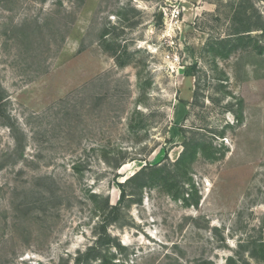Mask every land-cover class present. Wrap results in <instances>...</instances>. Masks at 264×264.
Wrapping results in <instances>:
<instances>
[{
	"label": "rangeland",
	"instance_id": "rangeland-1",
	"mask_svg": "<svg viewBox=\"0 0 264 264\" xmlns=\"http://www.w3.org/2000/svg\"><path fill=\"white\" fill-rule=\"evenodd\" d=\"M0 99V264H74L89 193L187 142L191 180L122 202L116 261L264 264V0H0Z\"/></svg>",
	"mask_w": 264,
	"mask_h": 264
},
{
	"label": "trees",
	"instance_id": "trees-1",
	"mask_svg": "<svg viewBox=\"0 0 264 264\" xmlns=\"http://www.w3.org/2000/svg\"><path fill=\"white\" fill-rule=\"evenodd\" d=\"M117 63L119 66H123V62ZM1 114L2 111L0 106V115ZM197 149V144L187 142L180 156L173 163L174 169L172 171H168L166 166L147 165L129 177L125 182L119 183L117 186L120 191V199L117 205H111L108 197H103L96 193H89L88 198L94 204L93 211L94 213L99 214L102 220L95 228V242H93V245L89 246L84 253L78 254L75 258L74 264H121L120 261H116V254L118 252L122 254L126 247L122 246L115 238L109 235L108 227L119 224V221L122 218V202H132L129 195H139L148 187H158L168 191L169 188L178 186L179 181L184 180V178L187 181L191 180L189 177L186 178L185 171L189 164L194 160ZM206 150L209 152V158L216 159L212 153V146L208 145ZM72 167L75 171L79 168L77 164H74ZM114 167L119 168L120 165L117 164ZM179 193L181 192L176 190L173 194L174 198H177ZM194 193L196 195L197 192L194 191ZM183 201L187 206L198 205L197 199H195L194 202L189 203L188 198L183 197ZM232 262V259H229L228 264H231ZM37 264L41 263L38 262Z\"/></svg>",
	"mask_w": 264,
	"mask_h": 264
},
{
	"label": "built area",
	"instance_id": "built-area-1",
	"mask_svg": "<svg viewBox=\"0 0 264 264\" xmlns=\"http://www.w3.org/2000/svg\"><path fill=\"white\" fill-rule=\"evenodd\" d=\"M169 2L178 4L179 0H169ZM182 11L183 10L181 9V6L178 5V6H173L172 10L169 12V15L175 25L180 21ZM162 15L167 16L168 14L163 12Z\"/></svg>",
	"mask_w": 264,
	"mask_h": 264
},
{
	"label": "water",
	"instance_id": "water-1",
	"mask_svg": "<svg viewBox=\"0 0 264 264\" xmlns=\"http://www.w3.org/2000/svg\"><path fill=\"white\" fill-rule=\"evenodd\" d=\"M161 21H162V20H161V14H159L158 17H157V23H158V24H161Z\"/></svg>",
	"mask_w": 264,
	"mask_h": 264
}]
</instances>
